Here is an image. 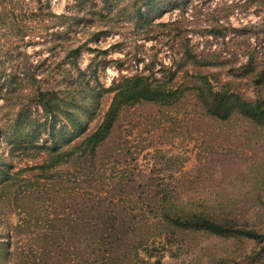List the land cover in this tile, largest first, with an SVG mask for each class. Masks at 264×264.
Here are the masks:
<instances>
[{
  "label": "rangeland",
  "instance_id": "obj_1",
  "mask_svg": "<svg viewBox=\"0 0 264 264\" xmlns=\"http://www.w3.org/2000/svg\"><path fill=\"white\" fill-rule=\"evenodd\" d=\"M25 1L0 32V264H264V0Z\"/></svg>",
  "mask_w": 264,
  "mask_h": 264
},
{
  "label": "trees",
  "instance_id": "obj_2",
  "mask_svg": "<svg viewBox=\"0 0 264 264\" xmlns=\"http://www.w3.org/2000/svg\"><path fill=\"white\" fill-rule=\"evenodd\" d=\"M149 2H146L145 5L146 6L150 5L151 2L150 3ZM13 4L29 5L28 3H26L25 0H20V1L0 0V26H1L0 32H1L2 36H4V35L10 36L9 34H11V32L14 30V31H16V33H15L16 37H14V39H19L20 38V17H18L19 14L23 13L24 16H29V20H30V16L33 17V16H37V15L32 9H30V7H28V10H22L19 14H17V11H16L17 7ZM138 14H139L140 18L145 17L144 13L142 12V9H138ZM13 16H14V18L12 19ZM30 25H31L32 30L36 29V27H35L36 25H33V24H30ZM25 28L29 29V27H25ZM3 64H5V61L3 62ZM6 69L7 68H5V70ZM3 79H5V84L10 85L11 88L18 89L20 87V75L18 72L14 73V74H11V72L9 74L7 73V75ZM33 79H34V82L37 83L36 84L38 87L37 89L40 90V92H39L40 95L38 96L39 100L45 102V104L43 103L44 109L46 111H47V109H51V112H52L53 109L55 108V106L59 103L58 99L55 98V95L53 93L41 90V88L39 87L40 82L37 79V77H34ZM145 92L147 94H149V92H151V94H154V91H150L149 86L145 87ZM11 95H14V94H11ZM220 95H222V94L220 93ZM4 96H6V98H7V95H4ZM222 96L225 98V101L223 103L220 102L217 105H215V107L213 109V113L215 115L218 114V116H220V114H219V113H221V111H220L221 107L220 106L225 108V105H228L229 100H235V101H237L239 107H247L249 109L248 110V116H251L254 119L259 118L257 115H254L252 113V111H251L252 107L250 105L244 103V102L242 103L240 98L237 95L223 94ZM19 99H20V97H19ZM215 108H219V109H215ZM236 110H237V107L233 106V108L231 110L227 111V113H226L227 116H229L233 111H236ZM19 116H20V113L18 114V117ZM224 118H227V117H224ZM196 226L199 229L204 228L207 230H213L214 232H217L218 234H223L224 232H226V231H224V229H215L216 227H220V228L224 227L222 225V223L218 224L217 222L213 221L212 219H208V218L201 220Z\"/></svg>",
  "mask_w": 264,
  "mask_h": 264
}]
</instances>
